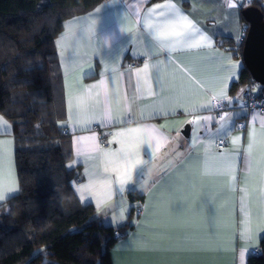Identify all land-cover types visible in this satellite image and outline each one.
<instances>
[{
  "label": "crops",
  "instance_id": "1",
  "mask_svg": "<svg viewBox=\"0 0 264 264\" xmlns=\"http://www.w3.org/2000/svg\"><path fill=\"white\" fill-rule=\"evenodd\" d=\"M244 0H233L234 3L242 4ZM164 0H103L90 11L71 16L62 22V29L54 40L57 52L59 69L62 79V103L63 118L61 123L70 131V145L73 152L72 158L66 163L67 168L80 167L82 178L71 182L74 192L81 204H90L95 209V215L106 224L119 227L127 222L132 206H135L132 218L133 227L129 233L143 236L149 243L143 249L118 248L120 239L111 247L110 255L113 264H246L250 253L256 251L260 239L264 232H260L258 238L252 240H241L239 236V222L241 214L239 210V191L229 193L221 188L222 181L214 177H186L181 169L164 176L160 181L153 183L156 171L145 175L146 181L143 188L139 184L128 185L121 193L119 186L109 204L97 210V201L90 195L85 194V198H80L78 188L89 182V174L102 171V164L97 159L95 161L87 159L84 155L78 156V149H87L91 141H78L79 137H91L95 134L99 146L104 149H116L119 144L113 141V133L121 128H137L140 126H156L165 136L168 142L162 144L157 150L156 164L163 166L168 160L176 161V153H188L191 151L195 157L198 151H203L199 142H207L213 139L217 144L220 140L225 142L224 147L219 151L231 149V137L240 136V143L247 144V133L252 124V115L255 112L258 118L255 125L259 128V111L246 110L241 102L245 86L237 85L231 90V85L239 78L243 62L237 53L228 45L222 44L221 38H230L234 46L241 40V34L233 30L234 11L227 6L226 0H175L178 6L190 19H193L200 29L206 33L211 43L201 49H178L169 57L167 51L161 53L157 58L165 61L166 74L169 81L179 85L185 80V69L193 65H200L201 71L193 73L195 78L208 88V92L189 98L185 102L184 108H177L171 114L158 113L151 115L146 105L153 103L150 98L138 100L132 107L135 116H129L125 123H114L102 125L96 119L87 126H73L69 122V97L74 91V83L77 79L82 85H94L101 80L103 73L109 80V88L113 87L110 77L112 69L115 68L120 75L119 86L121 95L125 92L129 97L133 96L136 88L135 69L143 67L147 57L143 55L144 42L146 40V30L142 22L136 23L137 15L143 17L147 10L153 5L163 3ZM264 5V0H262ZM244 6V5H243ZM239 24L243 27L241 19V7L238 8ZM95 21L94 31L89 34L87 26ZM123 29V30H122ZM71 34L74 40H69ZM240 37L239 39L237 37ZM213 57L215 59H213ZM172 63L168 66V60ZM231 62L237 63L236 68H231ZM155 62V61H153ZM75 65V70L71 66ZM217 65H222V70L218 73L219 79H212L214 69ZM69 68L66 76L65 69ZM152 87L157 93L160 85L152 77ZM226 86V87H225ZM223 89L226 96L232 99L231 103L222 101L225 105L224 113L236 115L232 119L231 131L218 133L221 127L219 118L211 106L205 109L193 110V101L199 103L206 102L210 96L219 93ZM102 106H98L96 111L99 115ZM144 110L143 117L140 115ZM194 116L213 117V120L202 122L200 125L192 123ZM3 117L9 127L0 125V167L3 169L4 177L7 179L9 167L12 168L17 181V191L9 193L5 200L15 195L19 191L15 163V138L11 122ZM237 121H244L243 127L236 126ZM189 125V134L185 136L181 133L184 125ZM207 124V128H205ZM104 134L106 145H101L99 136ZM198 139L197 147L190 148L193 138ZM111 141V143H109ZM149 149L145 146L144 158H149ZM87 168V172H86ZM240 168H243V161H240ZM114 175V174H113ZM139 173H137V176ZM133 190L143 195L140 208H136L137 203L132 202L127 197V191ZM231 201V206L227 203ZM148 206L146 211L145 206ZM123 207L126 212L124 219H120V211ZM115 217V221L112 220ZM216 218L226 219L227 229H218L212 221ZM119 225V226H117ZM139 225V226H138ZM128 233V234H129ZM216 233L221 241L220 245L210 243ZM234 234V243L227 241ZM128 235L122 239H127ZM180 238H189L191 243L182 249H172L168 247L170 241ZM157 242V243H153ZM243 250V255H242Z\"/></svg>",
  "mask_w": 264,
  "mask_h": 264
},
{
  "label": "trees",
  "instance_id": "2",
  "mask_svg": "<svg viewBox=\"0 0 264 264\" xmlns=\"http://www.w3.org/2000/svg\"><path fill=\"white\" fill-rule=\"evenodd\" d=\"M103 0H0V114L13 126L19 191L0 204V264H113L111 247L133 227L132 211L119 227L81 204L71 182L82 178L63 118L62 79L54 40L62 22ZM264 17L262 0H251ZM241 6V19L247 31ZM242 60L243 40L234 46ZM243 62V61H242ZM243 63L231 85L252 82ZM140 208L143 195L127 191ZM246 264H264V236Z\"/></svg>",
  "mask_w": 264,
  "mask_h": 264
},
{
  "label": "snow or ice",
  "instance_id": "3",
  "mask_svg": "<svg viewBox=\"0 0 264 264\" xmlns=\"http://www.w3.org/2000/svg\"><path fill=\"white\" fill-rule=\"evenodd\" d=\"M230 10H235L233 20V30L242 35L244 27L239 24L238 8L242 4L234 3L233 0H226ZM142 22L143 28L146 30V40L144 42L143 55L147 57L143 67L135 69L136 88L133 96L129 97L125 92L121 95L119 80L120 75L115 68L112 69L111 81L113 87L109 88V80L102 73L101 80L94 85H82L77 79L74 83V91L69 97V122L73 126H87L96 119H99L102 125L125 123L129 116H135L132 111L133 105L145 98H150L153 103L146 105L151 115L163 113L171 114L177 108H184L185 102L189 98L204 95L208 92V88L195 78L193 73L201 71L200 65H193L191 68L185 69L186 78L176 85L169 81L166 74L165 61L157 57L167 51L169 57L178 49H201L209 45L211 40L204 33L197 23L190 19L183 10L178 6L175 0H164L163 3L153 5L147 10V13L141 17L137 15L136 23ZM95 21L87 26V31L92 34L94 31ZM246 27V26H245ZM123 30V29H122ZM240 38L239 36L237 37ZM69 40L74 37L69 34ZM213 59H215L213 57ZM155 61V62H153ZM172 63L168 60V66ZM231 68H236L237 63L229 60ZM222 65L215 67L212 79H219L218 73L222 70ZM75 70V65L71 66ZM69 68L65 69L66 76ZM155 78L160 85L159 93L155 92L152 87V77ZM226 87V86H225ZM213 100L215 105H213ZM222 101L232 102L228 98L223 89L219 93H215L206 102H192L193 110L205 109L208 106L216 107ZM102 106L99 115H97V107ZM145 109H141L140 115L143 117ZM236 114L224 113L219 118L221 127L219 132L231 131L232 119ZM258 114L252 115V124L247 133V144L240 143V136L231 137V149L219 151V145L213 139L207 142L200 141L199 144L203 151H198L193 157L191 151L182 154L176 153V161L168 160L163 166L156 164L157 150L162 144L168 142V137L163 135L156 126H140L137 128H121L113 133V141L119 144L116 149H104L99 146L96 141L95 134L91 137H79L78 141H91L90 146L85 149H78V156L84 155L87 159L93 161L99 160L102 164V171L88 173L89 182L80 185L78 191L80 198L83 200L85 194L92 195L97 201V210L109 204L119 186V191L123 193L127 186L139 184L144 187L146 181L145 175L156 171L153 179L155 184L178 168L181 169L186 177H214L219 178L221 188L229 193L239 191V210L241 219L239 222V236L243 240H252L258 238L260 232H264V114L259 115V128L256 127L255 121ZM213 117L194 116L192 123L200 125L202 122L210 123ZM0 125L9 127L7 121L0 117ZM207 128V124L204 125ZM239 127H243L242 125ZM2 143V142H0ZM111 143V141L109 142ZM223 143V141H221ZM198 139L193 138L190 148L197 147ZM145 146L150 150L149 158H144ZM243 161V168H240V161ZM87 172V168H86ZM137 173L139 175L137 176ZM114 174V175H113ZM17 191V181L15 179L11 167L8 169L7 179L4 177L3 169L0 167V201L6 199L9 193ZM227 206H231L228 201ZM146 211L148 206H145ZM126 210L121 207L120 219L123 220ZM115 217L112 220L115 221ZM229 221L223 218L213 219L212 223L218 229H227ZM119 226V225H117ZM139 226V225H138ZM120 239L118 248L126 249H143L148 246V241L140 235L129 233L128 238L122 239L119 233L116 234ZM234 234L228 243H234ZM157 243V242H153ZM191 243L189 238L175 239L169 242L168 247L172 249H182ZM210 243L220 245L216 233H213V239ZM243 255V250H242Z\"/></svg>",
  "mask_w": 264,
  "mask_h": 264
},
{
  "label": "water",
  "instance_id": "4",
  "mask_svg": "<svg viewBox=\"0 0 264 264\" xmlns=\"http://www.w3.org/2000/svg\"><path fill=\"white\" fill-rule=\"evenodd\" d=\"M244 20L248 23L243 40L242 61L248 69L251 79L264 85V17L262 11L253 5L242 10ZM181 133L189 134V125L185 124Z\"/></svg>",
  "mask_w": 264,
  "mask_h": 264
},
{
  "label": "built area",
  "instance_id": "5",
  "mask_svg": "<svg viewBox=\"0 0 264 264\" xmlns=\"http://www.w3.org/2000/svg\"><path fill=\"white\" fill-rule=\"evenodd\" d=\"M251 0H244L243 1V5L244 6H248L250 5ZM245 27V26H243ZM246 35V30L244 28V31L241 35V39L244 38ZM242 105L243 107L248 110V111H259L261 113L264 114V85L256 83L254 81L248 83L245 86V90L241 99ZM213 105H215V101L213 100ZM212 107V106H211ZM225 105L223 102H221V104L219 106L216 107H212V109L215 111L216 116H221L223 109H224ZM243 126L244 125V121H237L236 122V126ZM241 128V127H239ZM100 139V143L101 145H106V140L104 138V134H100L99 136ZM220 140L217 145H219V148L224 147L225 142L223 141V143H221Z\"/></svg>",
  "mask_w": 264,
  "mask_h": 264
}]
</instances>
